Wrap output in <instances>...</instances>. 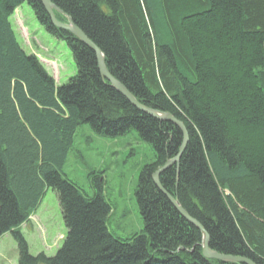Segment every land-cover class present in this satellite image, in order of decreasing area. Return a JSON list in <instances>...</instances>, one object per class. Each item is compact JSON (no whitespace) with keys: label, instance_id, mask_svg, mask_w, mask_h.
<instances>
[{"label":"trees","instance_id":"16d2710c","mask_svg":"<svg viewBox=\"0 0 264 264\" xmlns=\"http://www.w3.org/2000/svg\"><path fill=\"white\" fill-rule=\"evenodd\" d=\"M50 1L139 103L183 123L184 150L158 181L204 229L209 248L264 264V0ZM22 3L68 47L75 74L64 84L18 41L9 19ZM83 125L103 138L134 131L149 145L134 189L142 227L126 237L107 227L103 178L92 175L88 193L63 170ZM181 141L174 124L113 89L94 52L53 26L40 0H0V236L16 241L17 264H242L203 257L198 228L152 181ZM46 188L66 228L49 257L31 255L19 230Z\"/></svg>","mask_w":264,"mask_h":264},{"label":"rangeland","instance_id":"374dc122","mask_svg":"<svg viewBox=\"0 0 264 264\" xmlns=\"http://www.w3.org/2000/svg\"><path fill=\"white\" fill-rule=\"evenodd\" d=\"M9 21L24 51L38 56L57 85L64 84L75 74L66 44L38 25L26 3L14 11ZM81 127L74 135L63 170L88 193L94 190L90 188L89 178L92 175L103 178L102 193L112 205L107 227L116 235L126 237L142 227L134 189L139 171L150 156L149 145L138 140L134 131L116 138H103L94 135L86 125ZM90 171L96 172L88 175ZM19 230L31 255L53 256L61 247L66 228L57 196L51 188L45 189L29 222L21 224ZM17 255L16 241L9 232L4 233L0 236V264H17Z\"/></svg>","mask_w":264,"mask_h":264},{"label":"water","instance_id":"95a60500","mask_svg":"<svg viewBox=\"0 0 264 264\" xmlns=\"http://www.w3.org/2000/svg\"><path fill=\"white\" fill-rule=\"evenodd\" d=\"M44 10L46 11L50 22L53 26L66 30L71 33L76 39H78L82 44L91 49L98 62V70L100 75L108 80L110 86L115 89L118 93H120L132 106H134L137 110L142 111L160 121L170 122L174 124L182 133V141L178 153L172 159L167 160L163 166L157 169L152 175V181L157 187V189L162 192L168 201L173 205V207L184 217L187 221L195 225L201 235V247H202V255L207 259H215L222 262H231V263H242V264H254L250 259L240 256H231L225 255L222 253H218L213 251L208 246V236L204 229L194 220L192 219L184 209L179 205L178 201L171 197L166 191L161 187L158 176L160 173L168 169L173 163L177 162L182 154L185 144L187 142V132L182 122L178 121L174 116L167 112L158 111L149 107H146L139 103L132 94L118 81L112 78V76L108 73L105 64H104V55L102 52L96 47L94 43H92L82 32L81 30L73 23L72 19L64 14L58 7H56L50 0H40ZM54 12H57L65 17V22L59 21L55 18Z\"/></svg>","mask_w":264,"mask_h":264}]
</instances>
